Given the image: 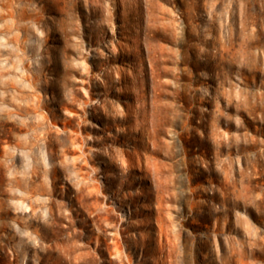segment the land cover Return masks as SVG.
I'll return each instance as SVG.
<instances>
[{
	"label": "rangeland",
	"instance_id": "rangeland-1",
	"mask_svg": "<svg viewBox=\"0 0 264 264\" xmlns=\"http://www.w3.org/2000/svg\"><path fill=\"white\" fill-rule=\"evenodd\" d=\"M0 264H264V0H0Z\"/></svg>",
	"mask_w": 264,
	"mask_h": 264
}]
</instances>
